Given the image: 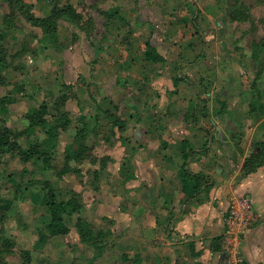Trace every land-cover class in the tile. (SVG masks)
<instances>
[{"label":"crops","instance_id":"obj_1","mask_svg":"<svg viewBox=\"0 0 264 264\" xmlns=\"http://www.w3.org/2000/svg\"><path fill=\"white\" fill-rule=\"evenodd\" d=\"M230 1L23 0L34 17L65 3L95 25L97 15L101 22L105 18L90 6L116 7L121 16L112 38L107 30L98 37L93 32L89 40L58 50L40 43L41 28L29 24L42 49L32 51L35 44L29 48L23 35L9 44V51L21 49L26 65L34 66L31 53L46 60L37 63L39 77L28 80L43 90L39 101L52 102L62 84L69 86L64 108L72 123L61 132L54 159L61 156L62 163L65 145L82 125L77 120L88 127L87 155L72 162L73 171L62 178L54 159L51 170L57 185L71 177L81 184L68 186L65 194L60 185L59 194H78L80 216L100 235L97 243L80 242L73 214L68 234L57 236H68L66 244L50 238L35 250L47 246L64 261L69 256L68 264H224L219 254L228 201L246 195L254 224L242 235L244 264H264V164L248 174L242 170L255 143L264 139V96L251 99L262 59L252 54L254 43L264 38V0H243L250 19L241 23L229 21ZM62 27L72 26L58 21V37ZM102 35L109 42L97 46ZM146 43L164 60H146ZM259 86L264 88L262 80ZM183 169L204 175L209 187L196 194L191 181L182 183Z\"/></svg>","mask_w":264,"mask_h":264},{"label":"trees","instance_id":"obj_2","mask_svg":"<svg viewBox=\"0 0 264 264\" xmlns=\"http://www.w3.org/2000/svg\"><path fill=\"white\" fill-rule=\"evenodd\" d=\"M2 2L5 9L2 11L1 22L3 27L0 30V40L4 39L10 28H19V23L24 20L31 26L41 28L42 37L52 41L58 37L57 27L60 20H64L74 27L73 33L77 40L88 37L95 30L93 20L91 18H84L82 12L78 11L71 3L53 6L48 15L34 17L28 11L23 0H2ZM229 9V21L231 22L241 23L250 19L248 7L243 0H231ZM99 13L105 18L104 25L106 29L107 26L114 27L116 21L121 20L119 10L116 7L106 11L99 10ZM108 33L107 30L106 35ZM57 42L58 46L62 48L63 46L58 39ZM53 46L58 48L54 44ZM254 47L252 55L257 57L258 54H261L262 59L256 66L251 83V99L252 101H260V98L264 96V88L259 86V80H262L264 83V38L254 43ZM6 56L5 50L0 47V66L8 64ZM144 58L155 62L164 60L148 43H146ZM3 79V75L0 74V83L3 82ZM68 87V85L62 84V93L54 101H40L37 106L29 108L23 115L25 123L23 122L24 125L21 128L5 125L0 127V163L3 161V157L10 154L17 156L22 165L28 162L38 165L40 161L42 168L55 169L52 161L57 154L59 136L72 123L69 118V112L64 108L70 94L67 91ZM16 101L17 99L10 97V95L0 97V122L5 120L4 116L9 113V106ZM52 105L56 109V114H52ZM253 108L255 109L253 104H250V111L252 113L256 111ZM218 113H221V111H218ZM111 117L113 124L119 125L120 121L114 116ZM77 122L82 123V125L76 128L73 140L64 147L62 165L56 173L58 178H62L63 175L73 171L74 167H71V163L80 161L87 155L89 149L86 145L88 127L82 118L77 120ZM262 164H264V139L255 143L253 150L245 158L242 170L248 174ZM180 178L183 184L191 181L193 184L192 188L196 194L199 193L202 186L204 187L202 191H205L209 187L206 181L207 178L199 173H190L183 169L180 172ZM40 184L41 190L39 195L42 194L40 203L45 207L47 218L42 228H38V238L34 244V248H42L50 238L67 235L70 230L67 220L68 218L71 219L73 214L76 215L75 229L80 242L96 245L100 235L94 234L90 224L80 216L81 204L78 194L71 191V195L68 198H61L51 181L43 180ZM1 215L0 222L3 220V215ZM166 231H168V228ZM12 248L13 243L8 238L2 237L0 241V264H12L6 257L7 254L12 252ZM31 258V251L22 250L20 252V262L17 264H30Z\"/></svg>","mask_w":264,"mask_h":264},{"label":"rangeland","instance_id":"obj_3","mask_svg":"<svg viewBox=\"0 0 264 264\" xmlns=\"http://www.w3.org/2000/svg\"><path fill=\"white\" fill-rule=\"evenodd\" d=\"M0 2H2V0H0ZM88 9H90L93 13L100 14L99 9L97 8L90 6ZM21 19L23 20V18ZM96 19L97 21L94 30L95 37L100 36L101 33H105V30H108L109 33L107 34V36L109 35L108 37L112 38L110 32H113L114 28L112 26H107L106 29L104 25L105 20L103 22L99 21V15L96 16ZM1 21L2 20L0 19V30H2L3 27ZM236 26H238V28H241L239 27L240 25ZM73 28L74 27L66 29V27H62L59 30V37H56L54 41L41 37L39 38V42L42 44L46 43L47 46H51L54 44L58 47L55 49L58 50L61 49V47L58 46L57 39L62 46L70 45L74 42L79 43V41L81 40L77 41L75 39ZM20 31L22 32V34L19 33ZM32 32L33 30L29 27V24L26 23L24 20L19 23V28H10L9 31H7V35L4 37V39L0 40V47L5 50L7 55L6 57H8L9 55V59L12 60L11 64H18L17 67H13L11 64L0 66V74H2L4 78L3 82L0 83V97L3 95H10V97H13L18 100V102L9 106V113L4 116L5 120L0 122V127L5 125L10 127L16 126L18 128H21L23 126V122L25 123V120L21 119L19 115H21L22 112L24 114L25 110H28L33 106L35 107L40 103V93L43 90H41V87H39V85H31L30 83H28V80H30L32 76L39 77V73L41 71L40 66L42 65L39 64L41 60L42 62L44 61L43 58H40V55L36 56L31 53L29 55H31L32 58L34 57V66L26 65L25 62L21 61V49L16 52H14L13 50L9 51V44L14 45L16 37L21 35H23L21 36V38L23 39L24 43L28 44L29 48H31V42L35 44L34 46L32 45V51H35V46H37L36 50H38V48L40 47V43L34 42L35 40L32 37ZM86 38L89 40V36ZM97 40H99L97 46H100L103 40L105 42H109L105 37L101 38V40ZM84 43L87 44L88 42L84 41ZM23 51H25V49ZM20 61L22 62L21 64L23 65V68L22 65H20ZM34 67L37 68L31 69ZM46 67L47 66H44L45 69H47ZM6 76L8 77L6 78ZM22 143L25 144L24 141H22ZM57 161L58 167H56V169H59L62 165L61 156H56L54 162L57 163ZM38 165L40 166L39 163ZM38 165H35L31 162L22 165L17 156L10 154H7L5 157H3V161L0 163V214L3 215V220H1L0 222V241L2 237H6L13 243L12 252L10 254H7L6 256L8 261L12 264H17L20 262V252L22 250L31 251L32 258L30 264H68L69 262H67V260L69 256L64 261V258L62 256H59V254L52 255V250H50V248L47 246L43 247V249L41 250H35L36 248H34V244L38 238V228H42L47 218L45 207L42 206V203H40V198L42 195H39L41 190L40 183L43 180L51 181L53 187L58 193L61 190V185V187L63 188L61 192L65 194V191L68 186H76V184H78L79 182L77 178L71 177L73 180H70L69 183L62 181L57 185L56 182H53V170L44 169L42 167L38 168ZM65 177L68 178V176ZM78 185L81 184L79 183ZM66 195H68V193H66ZM67 223L68 226L74 225L72 218H68ZM66 237L67 238L59 237L64 240L63 244H66L68 236ZM56 238L58 237H54L52 239L56 240ZM59 243H61V241H58L57 243L58 248L61 247V244ZM82 248V246L77 247L78 250Z\"/></svg>","mask_w":264,"mask_h":264},{"label":"built area","instance_id":"obj_4","mask_svg":"<svg viewBox=\"0 0 264 264\" xmlns=\"http://www.w3.org/2000/svg\"><path fill=\"white\" fill-rule=\"evenodd\" d=\"M222 251L224 264H244L242 235L254 224L252 200L246 195L231 197L223 218Z\"/></svg>","mask_w":264,"mask_h":264},{"label":"water","instance_id":"obj_5","mask_svg":"<svg viewBox=\"0 0 264 264\" xmlns=\"http://www.w3.org/2000/svg\"><path fill=\"white\" fill-rule=\"evenodd\" d=\"M138 133H140L138 130L134 132V135L136 136Z\"/></svg>","mask_w":264,"mask_h":264}]
</instances>
